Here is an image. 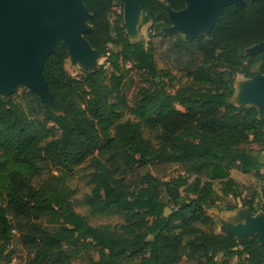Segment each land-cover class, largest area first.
Wrapping results in <instances>:
<instances>
[{
  "label": "trees",
  "instance_id": "16d2710c",
  "mask_svg": "<svg viewBox=\"0 0 264 264\" xmlns=\"http://www.w3.org/2000/svg\"><path fill=\"white\" fill-rule=\"evenodd\" d=\"M83 2L92 14L85 38L110 68L72 77L59 40L42 71L59 113L28 91L22 102L17 88L0 96V177L10 163L29 169L9 173L0 191V264L15 256V236L22 264H73L83 248L98 253L93 264H264L258 235L236 241L224 226L216 233L208 213L220 198L216 183L223 198L264 213V116L232 102L238 75H264V53H246L264 42V0L228 3L212 31L191 42L163 32L166 6L180 11L185 0H143L148 42L126 33L125 0ZM109 45L118 50L107 55ZM144 130L158 134L157 144ZM42 162L57 174L36 182ZM87 162L84 204L123 223L93 226L75 210L66 183ZM172 170L179 174L167 180ZM232 170L253 172L260 190L241 187Z\"/></svg>",
  "mask_w": 264,
  "mask_h": 264
},
{
  "label": "water",
  "instance_id": "95a60500",
  "mask_svg": "<svg viewBox=\"0 0 264 264\" xmlns=\"http://www.w3.org/2000/svg\"><path fill=\"white\" fill-rule=\"evenodd\" d=\"M142 2H124L126 33L133 40L140 38L137 27L142 15ZM245 2L185 0L186 7L180 11H174L167 5L171 26L163 32L169 36L183 33L185 40L191 42L212 31L223 17L228 3L240 6ZM91 19L92 14L83 0H0V96L8 99L15 86L22 84L51 111L59 113L60 107L55 104L42 72L45 60L54 52L56 43L63 40L72 61L80 63L84 71H96L102 54L85 38V34L92 29ZM246 53H264V42L252 46ZM156 81L159 82V79ZM232 102L238 107L257 108L262 118L264 75L239 82ZM244 208L229 212L226 221L223 220L224 225L236 241L258 235L260 243L264 245V213L254 217L250 208Z\"/></svg>",
  "mask_w": 264,
  "mask_h": 264
},
{
  "label": "rangeland",
  "instance_id": "374dc122",
  "mask_svg": "<svg viewBox=\"0 0 264 264\" xmlns=\"http://www.w3.org/2000/svg\"><path fill=\"white\" fill-rule=\"evenodd\" d=\"M143 20V15H140L139 18V24H138V30L140 33V37L145 39V42L149 41V29L151 27V23L147 25L142 24ZM182 37L184 36L183 33H179ZM158 41V40H157ZM118 50L117 47L113 45H109L107 47V52L109 54L115 52ZM107 57L101 56L100 59L98 60L96 67H100L101 65H104L106 68H110V65L106 62ZM67 72L74 78H80L82 75L83 67L80 63L72 61L70 58L66 61V66H65ZM131 74V78H132ZM130 77L127 78V81L129 82ZM236 82H235V90H238V84L239 82L246 81L247 79L244 78V76L239 75L236 77ZM186 79H182L179 83H175L173 86H168V90L173 93L177 89L184 87L186 85ZM17 88V100L21 101V97L23 94L28 91L26 87L22 84L15 86ZM15 90V89H14ZM14 92V91H13ZM29 92V91H28ZM22 102V101H21ZM144 137L146 139L151 140L154 144H157L158 142V134L149 132L148 130H144ZM243 148L245 149H258L257 146L255 145H249V146H244ZM36 167L40 171V176L37 178L36 182H42L45 180L49 175L51 174H57L49 165L45 163H38ZM13 171H18L22 173H28L29 169L25 166H20L14 163H10L7 166V169L1 174L0 177V191L5 192L7 187L9 186L10 180H9V173ZM93 172V169L90 167V162L85 163L81 167L75 169L67 179V186L70 188V190L73 192V195L71 197V201L74 205L75 210L86 216L90 222L91 225L93 226H101V225H109V226H116L121 223H123V218L120 216H108V215H98V214H92L89 207L84 204L85 197L89 194H91V185L89 184V178L90 174ZM179 174L178 170H172L169 173L168 179L174 178ZM235 176L234 180L241 186H246V187H255L260 190L261 184L257 182L254 173H248V174H243L239 171H235ZM215 189L217 190L220 198L219 201L217 202V207L214 209H209L208 213L209 215L214 219V226L213 230L216 233L221 232L222 224H221V219L225 218L227 214L230 211H227L226 208L230 206H237L238 209L244 208L242 207V204L240 201L234 200L232 197L229 198H223L220 193V185L218 183L215 184ZM244 209L249 210V208L245 207ZM219 214V215H218ZM261 212H258L256 214L252 213V215L255 217L257 215H261ZM11 248L15 250V256L12 258L11 262L9 264H22L23 263V258H25V253L21 249L19 242H18V237L15 236L12 243H11ZM98 260V253L95 250L91 249H81L79 252L76 254L75 258L73 259V264H93ZM140 260L139 259H131L128 260L125 264H139ZM178 264H195L194 262L184 258L180 263Z\"/></svg>",
  "mask_w": 264,
  "mask_h": 264
},
{
  "label": "crops",
  "instance_id": "0c3cea01",
  "mask_svg": "<svg viewBox=\"0 0 264 264\" xmlns=\"http://www.w3.org/2000/svg\"><path fill=\"white\" fill-rule=\"evenodd\" d=\"M238 76H239V75H238ZM244 78H245V77H244ZM236 79H237V78H236ZM245 79L248 80L249 78H245ZM236 92H237V90H235V93H236ZM235 171H237V170H232V171H231V176H232V178H234V176H235V174H234ZM223 220L226 221L225 218H222V219L220 220V221H221V224H222V226H224V227L226 228V226H225L224 223H223ZM221 229H222V228H221Z\"/></svg>",
  "mask_w": 264,
  "mask_h": 264
}]
</instances>
